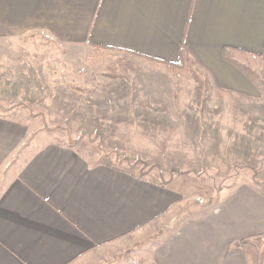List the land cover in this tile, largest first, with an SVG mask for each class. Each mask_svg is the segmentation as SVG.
Here are the masks:
<instances>
[{
  "label": "crops",
  "instance_id": "crops-1",
  "mask_svg": "<svg viewBox=\"0 0 264 264\" xmlns=\"http://www.w3.org/2000/svg\"><path fill=\"white\" fill-rule=\"evenodd\" d=\"M0 5L10 10L9 21L42 28L60 43L104 46L130 59L131 75L104 77L105 92L95 94L104 103L93 108L107 122L169 116L170 110L180 111L178 102L187 107L181 112L196 113L187 104L191 90L178 87L179 74L145 59L178 63L182 45L220 94L247 103L260 99L232 61L252 54L246 57L264 71V0H0ZM29 111L0 105V264H117L142 245L144 256H134L136 264H254L253 255L249 259L235 244L264 238L260 190L232 184L219 191L214 204L201 201L193 211L184 189L171 180L162 183L121 167L122 158L127 163L138 156H127L133 149L123 144L106 145L100 130L89 142H103L101 155L110 161L100 155L91 161L76 140L59 142L43 134L33 139L32 122L16 119L19 113L31 118ZM257 245L264 249V241Z\"/></svg>",
  "mask_w": 264,
  "mask_h": 264
},
{
  "label": "rangeland",
  "instance_id": "rangeland-1",
  "mask_svg": "<svg viewBox=\"0 0 264 264\" xmlns=\"http://www.w3.org/2000/svg\"><path fill=\"white\" fill-rule=\"evenodd\" d=\"M9 11L0 5V105L30 109L31 118L19 113L16 119L32 122L37 130L33 139L43 134L59 142L76 140L91 161L99 155L110 161L101 155L103 142H89L100 130L106 145L123 144L133 149L127 156H138L127 163L122 158L121 167L162 183L171 180L184 189L193 211L201 201L214 204L219 191L232 184H249L264 193V71L256 70V60L237 57L259 91L254 103L220 94L187 55L178 87L191 90L192 103L187 104L196 113L181 112L187 107L178 102L180 111L170 110L169 116L113 118L119 119L114 124L96 115L93 107L104 101L95 94L105 92L104 77L131 75L130 59L119 52L60 43L42 28L9 21ZM81 130L89 133L81 135ZM142 247L117 264H136L134 256H144Z\"/></svg>",
  "mask_w": 264,
  "mask_h": 264
},
{
  "label": "trees",
  "instance_id": "trees-1",
  "mask_svg": "<svg viewBox=\"0 0 264 264\" xmlns=\"http://www.w3.org/2000/svg\"><path fill=\"white\" fill-rule=\"evenodd\" d=\"M89 46H91L95 51H108V50L111 51V48H107L104 46L94 45V44H90V43H89ZM188 51H189V48H187L185 45H182L180 47V50H179L180 61L178 63H168V62H163V61H158V60H152L149 58H145V59L151 61L156 66L165 67L170 73H173V74L184 73V65H185L186 57L188 55ZM240 55L243 57H246V55L247 56L248 55L253 56L252 54H247V53L246 54L241 53ZM232 63L246 75V73L243 69V66L240 63H238L236 61H234V62L232 61ZM20 106H21V104H20ZM85 134H86L85 132L81 133V135H85ZM262 238H263L262 236L245 238V239L238 241L235 244V246L241 247L245 251L246 256L249 259L253 255V257L255 259L254 264H263L264 249L262 251H259L258 247H257V243L259 241H262Z\"/></svg>",
  "mask_w": 264,
  "mask_h": 264
}]
</instances>
